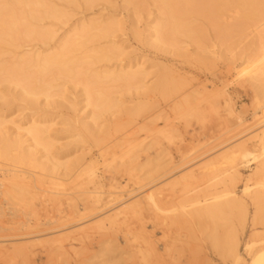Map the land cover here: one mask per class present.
Wrapping results in <instances>:
<instances>
[{
  "label": "rangeland",
  "instance_id": "374dc122",
  "mask_svg": "<svg viewBox=\"0 0 264 264\" xmlns=\"http://www.w3.org/2000/svg\"><path fill=\"white\" fill-rule=\"evenodd\" d=\"M158 1L45 0L63 18L29 22L23 19L27 8L0 0V23L17 17L18 25L5 30H11L10 37L0 42V65L6 67L26 52L53 51L78 23L113 24L107 37L84 41L73 50L72 56L80 59L73 65L74 77L43 76L47 81H41L53 85L45 95H26L0 74V151L5 149L7 156L0 157V182L13 185L5 190L15 202L7 204L0 195V249L8 250H0V264H232L224 236L235 230L245 262L256 244L250 251H244L245 245L264 237V224L253 223L254 206L241 191L245 184L250 192L259 191L257 184L264 183V172H255L256 161L241 164L233 184L246 209L243 228L236 222L238 208L222 216L226 225L222 219L216 227L196 220L188 207H181L193 197L195 184L180 179L261 128L249 126L264 102V31L253 29L243 13L258 5L254 1L264 7V0H229L226 7L217 0H171L172 15L190 31L166 32L157 41L155 25L171 21L168 8ZM30 26L52 31V38L28 34ZM96 47L116 50L109 60L92 64L87 57ZM120 67L141 68V84L90 80L93 71ZM85 81L110 97L95 120L82 94ZM30 122L46 129L47 150L22 130ZM248 142L250 148L257 146ZM226 169L221 165L208 183L225 179ZM148 188L159 193L161 207L175 209L168 219L154 217L143 203L113 215L124 201L140 200ZM213 228L220 241L216 249L207 236ZM149 241L159 255L145 256Z\"/></svg>",
  "mask_w": 264,
  "mask_h": 264
},
{
  "label": "bare ground",
  "instance_id": "6f19581e",
  "mask_svg": "<svg viewBox=\"0 0 264 264\" xmlns=\"http://www.w3.org/2000/svg\"><path fill=\"white\" fill-rule=\"evenodd\" d=\"M12 1L15 2L16 4L22 5L28 9V12L26 13L25 17H23V19L27 20L29 22L30 21H34V22L40 21L43 19L61 20L63 18V15H64L63 12L60 11L59 9H57L55 6H50V7L46 6L45 0H12ZM64 1H66V0H64ZM84 1L88 2L89 0H84ZM170 1L171 0H159L158 1L163 5V7H165V9L168 8L169 16L168 15L167 16L171 19V21H169V24H167V25L162 24L165 21L155 25L154 31L156 33V40L157 41H159V35H162V34L165 35L166 32L177 33V34L181 33L182 34L185 31H190V29H188L185 26V24L180 21V19H178L172 15L171 11L174 8H172L170 6ZM217 1L222 6L226 7L229 0H217ZM232 1L235 4L240 2L238 0H232ZM199 2H200V0H199ZM194 3H196V2H194ZM254 3H256L254 5L258 4L259 7H257L258 6L257 5L253 9L248 8L249 11L243 13V15H244L243 18H245L247 20H251V22H252L251 26H253V29H255V30L258 29L260 31H264V7L260 6V3H257L256 1H254ZM205 4L206 3H204V5ZM211 4H213V3H211ZM236 7H235V12L238 13V11L240 9L238 7H237L238 8L237 9ZM38 8L43 9L42 12H40L39 14L36 13L37 12L36 10ZM195 8H197V7H195ZM221 10H223V8ZM242 11H244V10H242ZM240 13L241 12L239 11V14ZM16 18L17 17H15V22L11 18L7 21H1V23H0V42L4 40L3 36L10 37L11 30H10V32L5 31V30L11 29L14 26V24L17 25V19ZM34 22H31V23H34ZM31 23H30V25H32ZM20 24L21 23H19V25ZM27 24H28V22H27ZM28 26H29V24H28ZM35 28L36 27H34V29L31 30V26H30L29 30H31V31H29L28 34L40 35V36H43L45 39H51L52 38V31H49L47 29H43L41 27H39V29L36 28L37 30H35ZM112 28H113L112 23H107V22L104 23L102 21H91V22H85V23L84 22L78 23L76 25V27H74L72 30H70L69 35L64 37L62 42L59 43L56 47H54L53 51H51L49 53H35L32 55H29L26 52V55L24 57H21L20 59L18 58L19 61L16 62L14 65H11L9 67H6L5 65H0V74H6V76H9L10 81L13 82L14 84H16L17 86H19L22 93H24L26 95H29V96H34L37 94H44L45 95L53 87V85L51 83H45V82L41 81V80H44L43 76L48 75V74H52L54 77V80H56L59 75L66 76L69 78L74 77L75 73H74L73 65L75 63H78V61H80V59H76V58H74V56H72V54H73L72 52H74L73 50L77 46H81V44L84 41H89V40L93 41V40L98 39V38L100 39V38L107 37L108 35H110ZM161 37H163V36H161ZM77 48H80V47H77ZM77 50H79V49H77ZM113 50H116V49L114 47H102V48L96 47L91 51V54L88 57L87 56H85V57H87L90 60V62H92V64L97 63L99 61H107L110 59L111 54H113ZM247 62H249V61H247ZM23 65H25L29 70L26 74H22V72H21V69H22L21 67H24ZM90 76H91L90 80L93 81L92 83H95V80L107 78V79L113 80V81H123L127 84H132V82H135V84L140 85L141 84L140 79L143 76V70L139 67L138 68L136 67L134 69L131 67H120L117 71L116 70L115 71H100V72L93 71ZM48 78H50V77H48ZM44 81H47V80H44ZM163 81L164 80L161 79L160 83H161V85L164 86ZM85 82H87V83H84V85H83L82 94L85 96L86 107H89L91 109V118H92V120H95L98 117L97 111L109 104L110 97L107 94L103 93L104 91H102V92H95L96 90L93 91V89L90 86L92 84H89L88 81H85ZM94 87H96V86H94ZM260 93H264V90H261ZM262 96H264V94H262ZM258 109H259L258 113H257L258 117H256L255 122L249 127H254L256 125L257 126L259 125V126H261V128L260 129L256 128L259 130H256V132H253L252 135H250L249 137H246V139H243V141L238 142L231 147H227L226 149L229 148L228 150L224 149L226 151H222L223 153L217 155L216 157H214L210 160L209 159L206 160L205 163H203L197 169L189 171L186 175H184L180 178L181 180H185L188 177V178H190V180L192 179L191 181H193V184H195L193 197L189 198V200L187 201L188 203L186 205H182L181 207L182 208L188 207L189 213L194 218H196V220L210 221V223L212 225H214V227H216V225H218V220H221V219L224 220V218H222V216L225 214V212L227 210L238 208L239 213L237 214L238 216L236 218V222H237V225L239 227H241V228L244 227L245 222H246V209H245L243 200L238 198V196H235L236 193L234 192L233 184H234L235 180H237V178L239 177V174H240L239 168H240L241 164H243V163L245 164L250 159L256 161V163H257V167H256V171H255L256 173L264 172V102H262L258 106ZM1 124H2V122H0V125ZM84 129L87 131L86 127H84ZM249 129H251V128H249ZM249 129L247 128V130L246 129L245 130L249 131ZM22 130L24 131V133L27 136H29L32 140L37 142V145L40 144L44 150L48 149V145L43 141V137H42L45 133V130H46L45 128L39 126L38 124L30 122L28 124V126L23 128ZM78 136H81V135L78 134ZM248 141H250V142L255 141L257 143V146L255 145L254 148L248 147L247 146L248 145L247 143H249ZM6 151L8 152V150H6ZM0 157H3V158L7 157L5 149L0 151ZM22 157L23 156L21 154V158ZM19 160H22V159H20V157H19ZM221 165L226 166L227 169L225 171L228 172L227 177L225 179H215L216 180L215 182L211 181L212 183H208L209 180L216 178L218 176L215 171L219 170V167ZM58 166H62V165L58 164ZM63 167L65 170L67 169L66 163L63 164ZM197 170H198V174L196 173ZM90 171H92V170L90 169ZM227 178H228V180H227ZM173 181H174V179H173ZM227 182H228V184H226ZM172 183L176 184L177 183L176 179ZM216 185H221V188L219 191H216L218 189L215 190ZM257 185H259V187H260L259 191L250 192L251 187H250V185H246V184L244 185V187L242 188L241 191L244 194H249V199H250L252 205L254 206L255 213H254V216L251 218L253 223H255L257 220H259L262 224H264V183H260ZM8 186H13V185H11V183H7L5 181L0 182V195H2L4 197V200L7 202V204L13 205L15 202L13 201L12 198L8 197V193L6 192V190H9V189H6ZM184 186L185 185H183V187ZM141 187L142 186L138 187L137 189H139ZM148 189H146V190H148ZM142 191H145V190H142ZM132 193L133 192L126 194L122 198L118 199V201H121L125 197L130 196ZM158 194H159L158 192H156L154 190H150V191L146 192L141 197L140 200H136L132 203L124 204V202L126 203L127 201L130 200V199H128L127 201L123 202L122 206L116 212H114L113 215L114 216L118 215L121 212V210L125 207L136 208V207H139V205L141 203H143L142 206L145 207L147 210H149L150 213H152V215L154 217L160 216L159 218H161V216H162V218L165 217V219H166L167 214H169L170 212H172L175 209H173V210L171 209L169 211V210L161 207V204H160L161 199L159 200ZM134 199H135V197H134ZM139 209H141V208H139ZM231 211H233V210H231ZM145 212H146V210H145ZM253 212H254V210H253ZM165 219H163V222ZM224 221H225V223H223V224L226 225V221H228V220H224ZM155 222H159V221H155ZM232 224L233 223H231L229 226L230 231H231V229L232 230L234 229L233 228L234 225H233V227L231 226ZM230 227H232V228H230ZM235 227H237V226H235ZM214 229L215 228H213L207 234V236L211 241L210 243L212 244V247L216 249L220 246V241H219L218 237L216 236ZM66 230L68 231V229H66ZM229 230L226 232H229ZM32 233L33 232H29V233H25V234H20L18 236L23 235V237H25L24 235H27V234L29 235ZM34 233H36V232H34ZM64 234L66 235V233H64ZM222 234H225V233L222 232ZM14 236H17V235H14V234L13 235H10V234L7 235V237H10V238L11 237L13 238ZM0 238H1V236H0ZM67 238L68 237H66V239H64V240H63V238H61V239L63 242H65V240H67ZM4 240H6V239H4ZM58 240L59 239L55 238L54 242L55 241L58 242ZM223 240L225 241L223 243L227 249L226 251H227V253L231 259L232 264H264V237H262L259 241L251 240L250 243H247L245 245L244 251H250L251 248L254 247V245L256 244L255 249L251 252V256L249 257L250 259L248 262H245L243 257L241 256V252L239 250V243L240 242H239V238H238L235 230H233L231 233L229 232V234L224 236ZM0 241H1V239H0ZM54 242H52V243H54ZM59 242L61 243V241H59ZM67 242H68V240H67ZM165 248H162V249L165 250ZM14 249H16V248H14ZM153 249L154 248H152L150 241H149V243H146L145 253H144L145 256L146 257L156 256L158 254L157 253L158 251L156 252L157 254L156 253L154 254L155 249L154 250ZM0 250H2V249H0ZM3 250L5 252L4 254H6V252H8V250H6L4 248H3ZM0 253L2 254V252H0Z\"/></svg>",
  "mask_w": 264,
  "mask_h": 264
}]
</instances>
